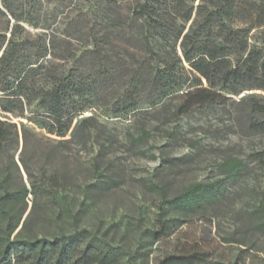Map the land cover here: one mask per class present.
<instances>
[{
  "label": "rangeland",
  "instance_id": "1",
  "mask_svg": "<svg viewBox=\"0 0 264 264\" xmlns=\"http://www.w3.org/2000/svg\"><path fill=\"white\" fill-rule=\"evenodd\" d=\"M134 5L0 0V30L19 23L16 33L45 42L58 67L88 64L93 40L114 64L110 82L70 104L73 124L87 119L88 128L75 136L69 130L58 137L0 109V120L16 125L0 144V172L28 191L33 183L50 189L41 206L27 196L23 217L32 232L50 237L86 229L124 248L118 264H264V164L253 158L264 152V135L246 130L235 104L179 110L188 92L206 86L192 75L152 101L146 94L137 104L121 98V76L147 57L139 25L130 20ZM255 38L264 45V27ZM152 45L158 54L152 63L162 66L172 52L160 42ZM227 158L245 166L223 180L215 198L192 211L163 204L192 183L224 179Z\"/></svg>",
  "mask_w": 264,
  "mask_h": 264
},
{
  "label": "trees",
  "instance_id": "2",
  "mask_svg": "<svg viewBox=\"0 0 264 264\" xmlns=\"http://www.w3.org/2000/svg\"><path fill=\"white\" fill-rule=\"evenodd\" d=\"M130 20L139 25L147 57L121 76V98L137 104L146 94L152 101L184 85L192 75L196 85L204 81L206 86L188 92L179 110L190 105L226 108L227 103L235 104L236 118L246 130L264 135V45L255 38V32L264 27V0H135ZM19 27L14 23L0 30L1 111L47 127L48 133L58 137L69 130L75 136L87 129V119L73 124L69 106L75 96L81 98L113 79L112 59L93 40L88 64L60 68L47 57L45 42L34 43L28 35L16 33ZM152 41L172 52L162 66L152 63L158 56ZM33 47L37 53H32ZM20 124L25 131L24 123ZM10 126L16 125L0 120V144L9 139ZM253 158L264 164V152ZM222 166L224 179L192 183L163 198V204L192 211L215 198L223 180L238 175L245 165L240 159L227 158ZM11 178L10 173L0 172V264H118L127 255L121 246L86 229L38 236L23 217L27 196L33 194V203L41 206L51 196L50 189L33 183L28 191ZM152 187L162 195L160 187Z\"/></svg>",
  "mask_w": 264,
  "mask_h": 264
}]
</instances>
